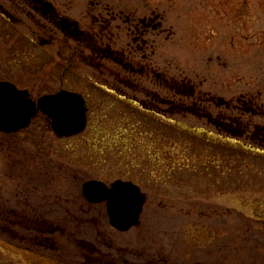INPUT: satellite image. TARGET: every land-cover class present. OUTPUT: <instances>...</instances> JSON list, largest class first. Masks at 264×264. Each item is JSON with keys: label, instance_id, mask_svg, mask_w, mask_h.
<instances>
[{"label": "rangeland", "instance_id": "rangeland-1", "mask_svg": "<svg viewBox=\"0 0 264 264\" xmlns=\"http://www.w3.org/2000/svg\"><path fill=\"white\" fill-rule=\"evenodd\" d=\"M47 1L127 67L89 47L70 66L58 27L0 0V81L88 106L68 138L41 114L0 133V264L34 247L70 264H264V0ZM93 179L140 187L138 226L86 201Z\"/></svg>", "mask_w": 264, "mask_h": 264}, {"label": "water", "instance_id": "water-1", "mask_svg": "<svg viewBox=\"0 0 264 264\" xmlns=\"http://www.w3.org/2000/svg\"><path fill=\"white\" fill-rule=\"evenodd\" d=\"M44 13L53 7L43 0H33ZM62 28H75L76 23L60 22ZM87 107L84 98L74 92L60 90L54 94L39 97L36 101L27 90L18 89L14 84L0 82V132L15 133L29 125L31 119L42 113L49 119L50 128L57 137H71L81 133L87 124ZM82 193L89 202H106L107 214L112 227L127 231L139 224V217L145 203V195L132 182L116 180L110 188L99 180L83 183Z\"/></svg>", "mask_w": 264, "mask_h": 264}, {"label": "flooded vegetation", "instance_id": "flooded-vegetation-1", "mask_svg": "<svg viewBox=\"0 0 264 264\" xmlns=\"http://www.w3.org/2000/svg\"><path fill=\"white\" fill-rule=\"evenodd\" d=\"M23 1L26 2L28 4V6L30 8H32L34 11H36L38 14H41L44 18H46L48 21H50L56 27L60 28L59 27L58 20L64 19L65 17L64 16H61L56 11V9H53L52 12H50L49 14H43L42 10L39 9L40 7L38 5H36L33 0H23ZM68 20L69 21H73V20H70V19H68ZM76 24H77V31H78V33H76L75 35L72 34V32L74 31L73 28H64V29H61L60 28L61 29V32L63 34V38H64L63 53L60 52V54H61V56L63 58H65V60H67V62L69 63L70 66H73V63H72V59L73 58H75L77 55H80V54H81L80 56H82V49H86L87 47H89L92 50L91 46L87 45L86 42L93 41L92 40L93 39V36L90 35V34H88V33H86V32H84L80 28V25L78 24V22H76ZM70 40H73L75 42L73 48L69 47V41ZM67 49H70L71 50L72 58L71 57L70 58H67L65 56V51ZM105 50L108 53H112V57L111 56H107V55H105L104 52L98 51V50L95 51L96 53H94V56H96V57H99V56L100 57H106V58L112 59L114 61H117L119 63L121 62V64L123 66L127 67V63L124 62V59L122 57V53L121 52L114 51V50H112L110 48H105ZM118 232H120V231H118ZM38 240L40 241V238H37L36 239V241H35V245L36 246L38 244H40V242H38ZM52 247L55 250V252H57V250H58L57 246H55V247L52 246ZM83 248L87 249L89 247L88 246H84ZM36 249H37V247H34V249L25 250L26 251V254L28 256L27 257V263L28 264H41L45 260V258L50 259V260H53L52 262H54V263L70 264V263H68L66 261H63L61 258H57V257H55L53 255L40 254V252H36ZM34 250H35V252H34ZM95 254L96 253H93V256L92 257H88L86 259L85 264H102L101 261L106 262V261H109V260H113V262H108V264H129L128 258L127 259H122V258L119 257V258H114V259H103V258L100 257V255H95ZM116 259H117V261H120V263H118L116 261ZM49 264H51V263H49ZM136 264H144V263H136Z\"/></svg>", "mask_w": 264, "mask_h": 264}, {"label": "trees", "instance_id": "trees-1", "mask_svg": "<svg viewBox=\"0 0 264 264\" xmlns=\"http://www.w3.org/2000/svg\"><path fill=\"white\" fill-rule=\"evenodd\" d=\"M87 43V45H89V46H91V48H92V51H96V50H98V51H102V52H104L105 53V55H107V56H111L112 57V53H108L106 50H105V48H102V47H100V46H97L96 44H95V42H93V41H88V42H86ZM53 260H50V259H47V258H45V260L41 263V264H49V263H51V264H59V263H54V262H52Z\"/></svg>", "mask_w": 264, "mask_h": 264}]
</instances>
